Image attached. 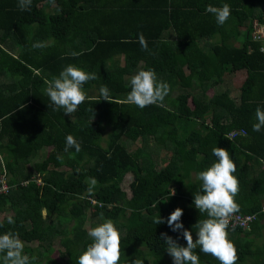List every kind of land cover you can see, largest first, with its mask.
<instances>
[{"label":"trees","instance_id":"trees-1","mask_svg":"<svg viewBox=\"0 0 264 264\" xmlns=\"http://www.w3.org/2000/svg\"><path fill=\"white\" fill-rule=\"evenodd\" d=\"M224 3L231 15L220 26L205 9ZM263 4L32 0L30 10L21 11L17 0H0V176L8 184L0 194V213L12 212L0 218V235L17 234L23 253L35 257L32 264H76L91 242L83 225L93 207L90 227L102 223L103 214L120 232V264L136 258L143 264H173L161 233L182 246L186 241L167 223L154 224V218L166 220L179 207L180 222L195 241L192 226L207 218L192 203L201 191L196 174L211 166L212 149L221 147L236 164L238 213L256 214L248 228L227 229L236 264H264V129H252L256 108L264 110V52L250 36L241 43L230 40L238 26L250 30L253 19L261 20ZM141 33L148 51L139 43ZM212 34L218 38L205 51L200 39ZM179 52L183 66L176 61ZM68 64L97 76L83 85L87 98L70 116L53 110L45 93V81ZM149 68L170 91L162 104L140 109L126 96L130 78ZM237 70L246 76L235 99L223 75ZM101 85L108 87L110 101L102 100ZM238 128L245 134L226 136ZM131 131L147 149L127 148ZM69 134L80 143L79 152L64 151ZM46 147V155L34 161ZM159 148L169 151L164 165L157 161ZM125 174L131 175L128 196L120 187ZM8 216L14 224H8ZM55 240L57 258L51 256ZM194 252L200 264H220L199 247Z\"/></svg>","mask_w":264,"mask_h":264},{"label":"clouds","instance_id":"clouds-1","mask_svg":"<svg viewBox=\"0 0 264 264\" xmlns=\"http://www.w3.org/2000/svg\"><path fill=\"white\" fill-rule=\"evenodd\" d=\"M31 4L32 0H17V6L21 11L30 10ZM205 10L214 15L216 23L220 26H223L231 15V8L227 3L221 7L208 5ZM139 43L143 50L148 51L147 41L142 33L139 34ZM33 47H41V45L34 44ZM72 55L77 56L80 53L73 52ZM95 79H97L95 73L68 64L57 76L46 80L45 93L54 106L53 110L63 109L64 114L70 116L87 98L83 85ZM130 88L126 102L140 109L162 104L170 91V86L158 80L155 71L151 68L137 71L130 78ZM99 92L102 100L110 101L109 89L106 85H101ZM255 119L252 129L259 132L264 129V110L260 107L255 110ZM69 148H74L76 152L80 151V143L71 134L66 136L64 151L67 152ZM212 154L215 161L210 167L196 174L201 191L193 194L192 203L200 213H206L207 218L198 220L192 226L196 229L195 241L192 233L180 222L183 210L179 207L172 211L166 220L159 215L154 218V224L167 223L173 232H179L186 241V246H182L171 236L161 233L160 238L163 239L173 264H200L199 256L194 252L197 247L200 252L210 254L217 259L220 264H236L238 260L237 250L234 243L228 239L227 232L231 218L240 211L235 201L239 192V181L233 175L236 164L224 148L214 147ZM57 159L62 161L63 157L58 156ZM172 195H175L174 189ZM101 219L102 223L89 228L87 234L91 242L86 250L80 253L76 264H120V232L112 220L104 219L103 214ZM7 222L9 225L15 223L12 216L7 217ZM23 249L24 244L17 234L7 231L0 235V259L3 264H32L35 257L30 258L25 255ZM126 264H129V261ZM131 264H143V261L136 258Z\"/></svg>","mask_w":264,"mask_h":264},{"label":"rangeland","instance_id":"rangeland-1","mask_svg":"<svg viewBox=\"0 0 264 264\" xmlns=\"http://www.w3.org/2000/svg\"><path fill=\"white\" fill-rule=\"evenodd\" d=\"M184 65V64H183ZM0 79H2V77L0 76ZM234 80V83L235 84H232L230 82V86L231 88H233V97L234 96H238V90L236 89V87H238L237 85L240 84V82L243 80V79H240L239 78V75L238 76H234L232 78V81ZM209 94V93H208ZM190 104V103H189ZM103 136V138H105V135H101V137ZM129 139L130 141L128 140H125L124 142H126V146L127 148H129L130 150H133L134 148L136 147H143L144 144L143 142L141 141L140 137L136 134V132L134 131H131L129 133ZM150 142V141H149ZM145 149H147V145L144 146ZM47 153V150L46 149H41L37 156L34 158V161L36 160H40L41 158H43ZM153 153V152H152ZM157 154V161H158V164L159 165H164L167 161V157L169 156V151L163 149V148H159L157 152H155ZM131 180V175L130 174H125L120 182V187L121 189L125 192V194L128 196L129 195V182ZM12 212L10 210H5L4 212H1L0 213V218L3 217L4 215H7V214H11ZM87 215H86V219H85V222H84V225L83 227H85V229L88 231L90 226H91V215L93 213V207L91 208H88L87 210ZM262 240H264V232L262 233ZM195 239V238H194ZM53 252L51 253V256L53 258H57L58 256V249L60 248L58 243H57V240L54 241L53 243Z\"/></svg>","mask_w":264,"mask_h":264},{"label":"built area","instance_id":"built-area-1","mask_svg":"<svg viewBox=\"0 0 264 264\" xmlns=\"http://www.w3.org/2000/svg\"><path fill=\"white\" fill-rule=\"evenodd\" d=\"M261 20L253 19L251 22V28L249 30V36L252 40L258 41L260 43L259 49L264 52V4L261 7ZM245 130L243 128L238 129H231L226 133V136L230 139L238 135H244ZM264 166V164H263ZM36 181H38L36 179ZM8 189V184L4 175L0 176V194L6 193ZM261 211L264 212V205L261 207ZM256 219L255 213H236L230 220L229 227H241V228H248L249 225Z\"/></svg>","mask_w":264,"mask_h":264},{"label":"crops","instance_id":"crops-1","mask_svg":"<svg viewBox=\"0 0 264 264\" xmlns=\"http://www.w3.org/2000/svg\"><path fill=\"white\" fill-rule=\"evenodd\" d=\"M167 36L169 38V34L168 35L166 34V37ZM217 38H218V35L212 34L211 37H205V39H202V40L200 39V43L204 46V50L207 51V50H209L207 45H209L210 43H215ZM247 38H249V29H246L245 25H240L237 28V31H236V34L234 35V38H231L230 40L231 41H235V43H241L244 39H247ZM176 61H177V63L179 65L183 66V64H182L183 57H182L180 52L176 54ZM238 75H239L240 79H244V77L246 76V71L245 70H237V71H234V72L225 73L223 75L224 76L223 77V82H225L228 86H229L230 82L232 84H235L234 80L232 81V78L234 76H238ZM211 91L212 90L210 89L208 91V93H210ZM229 91H230V95L233 96L232 95L233 88H230ZM234 98L236 99L237 96H234ZM44 149H46L47 151L49 150L48 147H46ZM260 230H261V233L264 232V216H263V219H261V228H260Z\"/></svg>","mask_w":264,"mask_h":264}]
</instances>
